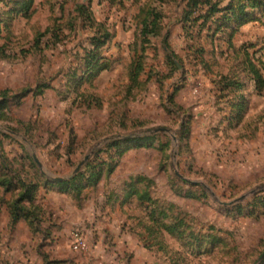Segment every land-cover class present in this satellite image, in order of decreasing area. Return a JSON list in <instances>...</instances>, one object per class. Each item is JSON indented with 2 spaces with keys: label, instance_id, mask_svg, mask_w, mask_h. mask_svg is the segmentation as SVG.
<instances>
[{
  "label": "rangeland",
  "instance_id": "374dc122",
  "mask_svg": "<svg viewBox=\"0 0 264 264\" xmlns=\"http://www.w3.org/2000/svg\"><path fill=\"white\" fill-rule=\"evenodd\" d=\"M263 254L264 0H0V264Z\"/></svg>",
  "mask_w": 264,
  "mask_h": 264
},
{
  "label": "trees",
  "instance_id": "16d2710c",
  "mask_svg": "<svg viewBox=\"0 0 264 264\" xmlns=\"http://www.w3.org/2000/svg\"><path fill=\"white\" fill-rule=\"evenodd\" d=\"M215 8V7H214ZM79 176H81V173L80 174H78L76 177H74L72 180H70V181H60V183L61 184H63V186H70V187H72V188H74V189H76V188H78V186H77V184L75 183V179L77 178V177H79ZM11 183H12V181L11 180H9V182L7 183V184H10L11 185ZM32 189V187L30 186V189H28V191H27V193L25 194L26 196H28V193L30 192V190ZM25 196V197H26ZM30 200H31V198H30ZM15 205H18L19 204V200H17V201H15V203H14ZM20 209H18V210H16L14 213H13V211L11 210V215H10V218H11V222H12V224L14 225L19 219H20V217H22L21 216V214H19V211L21 210V209H24L23 207H19ZM13 213V214H12ZM34 213H33V211H30V220H32L33 218H34V215H33ZM31 224H32V222H31Z\"/></svg>",
  "mask_w": 264,
  "mask_h": 264
},
{
  "label": "water",
  "instance_id": "95a60500",
  "mask_svg": "<svg viewBox=\"0 0 264 264\" xmlns=\"http://www.w3.org/2000/svg\"><path fill=\"white\" fill-rule=\"evenodd\" d=\"M160 130H162V131H167L166 129H160ZM88 157H89V155H86L84 158H83V160L82 161H80L79 163H78V165L75 167V169L73 170V175L74 174H76L78 171H80V169L82 168V166L84 165V163L87 161V159H88ZM33 159H34V161H35V163L37 164V166L40 168V169H42L41 167V163L38 161V159L36 158V156L35 155H33ZM57 180H63L62 178H57ZM263 256H264V254H263ZM262 258V257H261Z\"/></svg>",
  "mask_w": 264,
  "mask_h": 264
},
{
  "label": "built area",
  "instance_id": "2783aa9c",
  "mask_svg": "<svg viewBox=\"0 0 264 264\" xmlns=\"http://www.w3.org/2000/svg\"><path fill=\"white\" fill-rule=\"evenodd\" d=\"M81 233L76 231L73 233V247H77L80 244Z\"/></svg>",
  "mask_w": 264,
  "mask_h": 264
}]
</instances>
